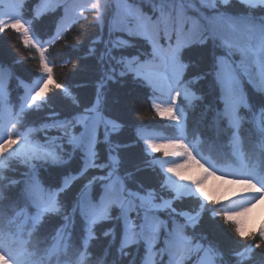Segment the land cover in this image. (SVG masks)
Returning a JSON list of instances; mask_svg holds the SVG:
<instances>
[{
    "label": "snow or ice",
    "instance_id": "obj_1",
    "mask_svg": "<svg viewBox=\"0 0 264 264\" xmlns=\"http://www.w3.org/2000/svg\"><path fill=\"white\" fill-rule=\"evenodd\" d=\"M29 2L0 0V37L19 34L38 53L40 73L16 77L23 92L13 101L11 72L0 66V264H264V222L245 227L250 208L264 199V0H149L150 11L136 0H35L30 9ZM58 9L55 31L41 38L35 23ZM89 15L100 34L83 58L96 57L99 78L93 99L81 106L68 85L54 81L46 54ZM115 33L130 39H113ZM134 41L144 44L138 54L114 51L136 47ZM210 41L221 49L213 50L210 67L185 61V50ZM79 45L77 38L65 48ZM126 77L149 90L153 112L167 123L121 142L111 136L124 125L106 109L110 85ZM201 81L211 84L222 107L207 120V135L197 130L190 138L188 110L204 99L193 87ZM53 88L80 110L70 118L51 111L39 127L29 124L30 112L51 106ZM201 115L207 119L208 110ZM49 129L60 135L45 134L43 142L35 136ZM141 142L142 162L121 172L120 154ZM44 166L58 170L55 183L39 178ZM146 170L155 173L158 188L130 187ZM186 200L195 207H176ZM221 200L230 203L218 209ZM205 214L243 241L230 258L219 245L203 243L206 236L189 233ZM46 226L51 230L42 235ZM96 241L103 243L99 254Z\"/></svg>",
    "mask_w": 264,
    "mask_h": 264
},
{
    "label": "trees",
    "instance_id": "obj_2",
    "mask_svg": "<svg viewBox=\"0 0 264 264\" xmlns=\"http://www.w3.org/2000/svg\"><path fill=\"white\" fill-rule=\"evenodd\" d=\"M35 0H30L27 8H32ZM136 3L140 4L145 11H150L149 0H136ZM26 15L28 12L26 11ZM62 10L56 12H48L38 20L34 27L36 33L41 38H47L52 35L56 29L57 22L60 19ZM100 34L99 26L94 25L91 22V16L87 21H81L79 24L73 25L66 33L64 37L60 39L54 46L49 47L47 58L52 62L53 77L55 82L66 84L69 86L72 94L79 100L81 106L88 104L94 97L95 93V81L99 78L98 65L96 57L88 56L83 58L87 52L89 42ZM116 37H122L124 39H130L124 36L122 33H115L113 39ZM77 38L80 41L79 48L73 50L72 48H65V43L70 45L76 44ZM108 39V29L105 25L102 40ZM136 47L126 48L122 50H114L119 54L123 51L125 55H136L143 50V41H134ZM97 55L104 49V43L101 42L95 45ZM213 50L217 54L221 53L220 48L213 49L212 42L205 48H196L192 50H185L184 59L192 64H198L200 67H210L212 61ZM24 58L23 62L16 63V61ZM238 59V57H235ZM39 55L34 49L30 47L26 48L22 42V37L13 32H6L0 37V66L8 69L11 72V79L8 81V89L11 93L13 101L17 100V97L22 94L23 88L17 87L16 77L27 80L29 76H39L38 72ZM50 88L52 85L49 86ZM198 95H202L204 99L197 102V106L194 109L188 110V128L191 138V134L195 131L205 132L207 135L205 124L207 120L211 119L215 109L219 106L222 107L217 99V92L213 90L210 83L201 81L193 86ZM111 91L109 95V106L106 109V115L111 118H115L118 122L122 123L124 127L119 133H113L111 138L113 140L119 139L121 142H130L136 140L137 132H141L143 135H152L154 132L161 130L160 126L167 123L166 120L157 117L151 108V103L148 100L149 90L141 87L139 84L134 83L130 77L124 78L121 83L110 85ZM51 97V106H46L42 111L30 112L27 116V122L29 124L39 127L42 122L47 119V113L51 111L58 112L59 118L71 117L75 112L79 111L68 97H65L60 90L54 89L48 94ZM118 96L120 98L119 104H112L111 98ZM208 110L207 119H202V113ZM79 130V126H77ZM45 134L49 137L59 136L60 133L55 129H49L44 131H38L35 136L43 142ZM100 138L103 139V129L100 130ZM64 147L67 149L69 146L65 143ZM103 145H98V150L103 149ZM143 143H139L134 149L130 151L122 152L120 155L123 159V165L121 172L124 169H132L136 164H140L143 160L142 154ZM157 157L160 154H155ZM73 168L76 167L74 162ZM38 174L41 181L45 185L53 184L58 179V170L44 166L38 168ZM137 183L144 184L145 187H157V178L155 173L150 171H144L142 173H136L134 178L129 181L130 187H135ZM209 187L213 184V181L209 180ZM10 198L15 197V190L8 193ZM238 198V197H237ZM233 198V199H237ZM195 201L186 200L183 203H178L177 208L192 209L195 207ZM229 201L221 200L217 204V208L220 209L221 205H227ZM211 207V205H209ZM162 218L163 215H162ZM264 222V199L257 202L252 206L246 217L245 227L247 230H254L259 227L260 223ZM219 221H211L207 214L201 221L199 227L195 230L189 229L190 234H194L198 239L201 235L207 238L202 242L213 243L220 246L225 252V257L230 258L229 254L235 250L240 243L237 238H233L226 233ZM50 226H46L41 229V234H47L50 231ZM103 250V243L101 241L94 242L93 251L99 254ZM166 259V258H165ZM191 264V262H189Z\"/></svg>",
    "mask_w": 264,
    "mask_h": 264
}]
</instances>
